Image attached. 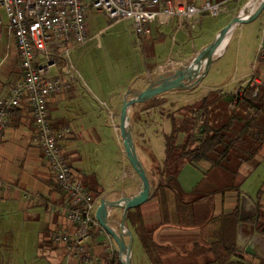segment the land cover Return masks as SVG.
Instances as JSON below:
<instances>
[{
    "label": "crops",
    "instance_id": "0c3cea01",
    "mask_svg": "<svg viewBox=\"0 0 264 264\" xmlns=\"http://www.w3.org/2000/svg\"><path fill=\"white\" fill-rule=\"evenodd\" d=\"M195 1L199 6L202 5L200 3L207 0ZM225 1L227 0H215L214 3ZM260 2V0H247L245 12L251 14L259 7ZM235 9L230 12L226 11L231 15L229 23L235 17L232 15ZM261 16L257 39L251 37L249 31H245L252 23L236 26L229 34L223 50L213 60L207 75L195 86V90L198 91L200 87H203L205 80L209 79L210 81L205 88L206 91L200 94L204 95L202 108L208 111L206 122L211 128L215 127L214 123L216 122H214L213 115H215V119H218L220 110H224V115H220V119L221 117L224 119V124L232 116H236L233 127L235 133H238L244 124L252 123L254 120L258 124L264 123V65H260L258 68L261 84L258 86L256 97H253V89L246 85V79L255 63L261 40L264 18L263 14ZM175 23L180 26L190 24L186 20L174 18L167 21V26ZM152 24L149 25L150 34H152ZM219 30L215 35L221 31ZM10 37L8 36L9 41L5 46H3L4 40L0 45V100L7 98L10 88L24 78L17 44L15 42L13 44ZM177 56L178 59L175 60L174 65L155 67L149 74L146 86L134 93L144 91L153 81L167 75L168 71L186 65L197 55L186 56L184 52H180ZM239 90L243 91V98L235 109H231L230 105L234 95ZM181 91L184 90L181 89ZM82 93L83 87L77 83L73 85L70 93L52 97L49 101V114L53 126L57 129L70 127L74 132V135L60 142L62 151L70 160L75 173L85 187L98 195V205L104 198L117 201L122 197L139 196L142 192V182L135 171L128 174L132 181L131 185L119 188L118 185L122 177L112 178V180L101 179L85 166L83 152L76 146L75 140L81 138L85 139L86 144H100L103 141V132L95 125L96 122L87 125L82 122V109L76 107L75 110H72L74 103H78V100L80 101L82 98ZM134 97V94L128 95L122 99V102ZM245 102L253 104L255 107L250 109ZM158 110V106L142 110L137 105L130 110V116L133 113H138L136 119L132 118V121L134 125L142 128L138 138V144L142 149L150 152L151 156H156L154 149L156 150L158 142L161 141L159 146H162V141L165 143V157L162 162L156 161L154 164H149L147 168L144 167L153 187L151 186L150 200L140 208L134 209L133 219L136 220L139 231L143 233H147L148 230L155 231V236L153 235L155 240L158 236H167V241L160 242L163 244L156 243L159 246L173 249V252L182 259H189V256L183 257L178 253H186L197 246L209 247L214 242L221 240L225 218L237 212L239 220L237 244L240 252L234 261L241 264H263L264 259L261 258V255H264V148L252 161L244 162L237 168L234 181L227 170L220 166H212L209 161L190 163L183 160L172 165L171 167L177 170L176 176L181 188L180 199L190 210V215L186 213L185 220L187 222L192 220L193 225L184 228L167 224L176 223V212H174L173 204H170L171 214L168 219L167 198H162L161 193H165V191L162 192L159 185L162 180L161 173L165 171L167 175L165 136L170 134L167 133V126L171 124L172 127V122L167 123V116L162 113L157 115ZM35 133L31 108L23 103L14 112L8 129L0 139V179L8 185L7 188L0 189V200L8 199L18 203L20 211H31L30 213L28 211V217L40 223V241L46 245L45 255L51 264H60L64 260H67L68 263L81 264L75 259L69 258L64 245L56 244L52 240V234L59 229H66L70 233L73 231L64 215L59 210L51 213L42 202L29 201L25 198L26 193L38 195L41 199L55 203L60 207L68 202L65 194L57 185L42 150L34 143ZM135 138L137 139L134 133ZM188 143V132L181 130L176 135V146L184 147ZM196 145L197 143H195ZM236 154L235 151L231 152L233 161H236ZM107 171L110 172V169ZM165 190L164 196H167V189ZM113 191L119 192L111 194ZM120 213L121 210H116L114 214L111 223L114 230L117 229L116 222ZM250 220H254V223H250ZM128 222L127 219L126 225L129 226L127 229L136 240L138 236L134 235L133 228ZM130 224L132 223L130 222ZM178 235L185 240L181 247L176 244H174L176 246L172 245L173 242H170L169 239ZM255 235H259L261 238H257L252 247L251 242ZM248 248H251L253 253H249ZM88 249L97 258L99 264L100 260L109 262V264H123L124 262L125 252L120 250L115 240L106 231L103 233L94 232ZM212 260L213 256L211 255L199 256L195 259L198 264H207ZM1 264H3L2 260Z\"/></svg>",
    "mask_w": 264,
    "mask_h": 264
},
{
    "label": "rangeland",
    "instance_id": "374dc122",
    "mask_svg": "<svg viewBox=\"0 0 264 264\" xmlns=\"http://www.w3.org/2000/svg\"><path fill=\"white\" fill-rule=\"evenodd\" d=\"M207 1L215 2V0ZM174 2L198 5L195 0H174ZM246 2L247 0H227L223 6L228 12L236 8L232 13L235 17L244 13L249 15L245 12ZM230 16V13L226 12L217 16L203 12L194 27L191 24L180 26L177 23L167 26V22L161 24L157 20L152 24V34L140 37L131 21H114L106 12L98 11L88 4L86 17L89 40L72 47L69 55L64 56L66 60L63 59L60 62V71L63 73L66 72L67 60L70 62L72 71L79 79L75 85L79 83L83 87L82 98L78 100V103H74L72 110L76 107L82 109V122L85 125L96 122L95 125L103 132V141L100 144H86L85 139L81 138L75 140L76 146L83 152L84 164L88 170L96 173L101 179L112 180V178L122 177L119 188L131 185L132 181L128 174L135 170L125 153L123 138L118 129L124 104L122 99L144 88L149 74L155 67L174 65L180 52H184L186 56L199 55L215 40L217 30L220 28L222 30L229 24ZM3 18L7 23L5 15ZM261 20L262 16L251 22L252 24L245 29L254 39L259 36ZM3 32L6 33L3 43L5 46L10 35L6 28ZM10 38L13 44L16 43L13 36ZM203 70H200L199 74ZM209 83V79L205 80L203 87H200L198 91L193 87L189 90H175L158 96L162 104L158 106L157 115L162 113L167 116L169 124L176 119L179 129L182 130L187 127L182 122L186 118L193 119L197 127H201L208 111L202 108L204 95L200 93L206 91L205 88ZM220 115H224V110H220ZM220 115L218 119H215L213 115L214 122L216 121L214 128L224 124V119L222 117L220 119ZM129 117L133 137L134 133L137 137L134 139L135 147L143 166L147 168L149 164H154L156 161L162 162L165 157V143L162 141V146H159L161 141L158 142L156 150L154 149L156 156H151L150 152L148 153L138 144L142 128L134 125L130 113ZM172 127L171 124L167 126V133H171ZM199 137L197 130L196 139L191 142V148L195 146ZM235 164L236 161H232V167ZM108 169L110 172L107 171ZM171 172L176 174L175 168H171ZM18 207V203L8 199L0 200V259L2 263L51 264L45 255L46 245L40 241V223L28 217L30 210L20 211ZM147 233L144 232L145 235L140 238L136 237L133 264H191L195 261L194 256L182 259L170 249L153 250V245L157 244L156 242L163 244L160 242L167 241V236H158V240H155V231L148 230ZM169 239L173 242L172 245L176 244L178 247L185 242L179 235ZM60 264L74 263L64 260Z\"/></svg>",
    "mask_w": 264,
    "mask_h": 264
},
{
    "label": "built area",
    "instance_id": "2783aa9c",
    "mask_svg": "<svg viewBox=\"0 0 264 264\" xmlns=\"http://www.w3.org/2000/svg\"><path fill=\"white\" fill-rule=\"evenodd\" d=\"M88 4L106 12L114 21H131L140 37L148 36L149 25L157 20L164 24L178 18L194 27L203 12L217 16L226 10L224 2L207 1L198 6L176 4L174 0H0V45L4 40L3 29L6 28L16 40L24 72L23 80L10 88L7 98L0 100V139L8 129L14 112L26 103L34 119V143L42 150L68 202L60 207L38 195L26 193L25 198L42 202L51 213L59 210L64 215L73 231L59 229L52 234V240L66 247L70 259L81 264H99L88 249L93 233L105 232L96 219L99 197L85 187L61 149L60 142L74 135L73 130L70 127L55 128L49 114L50 99L70 93L73 85L79 82L70 62L67 60L65 73L60 71V62L69 55L72 47L89 40ZM262 14L264 16V11ZM260 65H264V18L255 63L246 79V85L253 89V97L257 96L261 84L258 75ZM242 98L243 91L239 90L230 108L235 109ZM7 186L0 179V189ZM100 264L109 262L100 260Z\"/></svg>",
    "mask_w": 264,
    "mask_h": 264
},
{
    "label": "trees",
    "instance_id": "16d2710c",
    "mask_svg": "<svg viewBox=\"0 0 264 264\" xmlns=\"http://www.w3.org/2000/svg\"><path fill=\"white\" fill-rule=\"evenodd\" d=\"M160 104L162 103L159 101V97H155L144 103H140L137 106L142 110H146L157 107ZM245 104H247L250 109L255 107L253 104L251 105L248 102H245ZM134 107H136V105ZM203 109L205 110V108ZM258 112L260 113V111ZM137 115L138 113H133L131 118L136 119ZM172 122V132L165 136L167 175L165 171L161 173L160 176L162 180L159 187L161 190H163L162 192L165 191V193V189H167V196H164L165 193H161V195L162 198H167L168 219L169 215L171 214L170 204H173V208L175 209L174 212H176V223L167 224L188 228L193 225L192 220L191 222H187V220H185L186 213L190 215V210L185 207L186 205L180 199L181 188L179 186L176 174L171 172V166L183 160H187L190 163L209 161L212 166H220L227 170L232 175V180L234 181L237 175V168L244 162L252 161L264 148V123L258 124L254 120L252 123L250 122L244 124L240 131L235 133L233 127L236 122V116H232L227 123L217 128L209 127L206 122V117L204 118L202 123L203 125L201 127H197V123L193 122V119L186 118V120H183L182 122L185 126H187L184 129L189 134V143L184 147H178L175 144L176 135L182 129H179V124L177 125L176 119L172 120ZM197 130L200 137L196 140L197 145L194 148H191L190 145L192 144L191 142L196 139L195 133ZM234 151L237 152L236 164L234 167H232L233 159L231 152ZM151 186L153 187L152 183ZM134 211L135 210H132L128 213L127 219L129 221V225H131L133 228L134 235L140 238L145 234L139 231L138 224L136 223V220L133 219ZM130 222L132 224H130ZM249 222L254 223V220H250ZM238 224L239 220L237 217V212H234L230 216H227L224 220V231L221 240L214 242L209 247L202 248L197 246L193 247V249L186 253L178 254L183 257L189 256V258L194 256L195 259H197L199 256H213V260L207 264H241L237 261H234V258H236L240 252L237 244ZM126 226L129 228L128 224ZM164 248L166 247H162L157 244H154L152 247L153 250ZM166 249L173 250L168 247ZM191 264L198 263L194 261Z\"/></svg>",
    "mask_w": 264,
    "mask_h": 264
},
{
    "label": "water",
    "instance_id": "95a60500",
    "mask_svg": "<svg viewBox=\"0 0 264 264\" xmlns=\"http://www.w3.org/2000/svg\"><path fill=\"white\" fill-rule=\"evenodd\" d=\"M263 11L264 0L261 2L259 7L251 14H240L235 17L217 34L215 40L192 61L176 70L168 71L167 75H163L159 79L153 81L144 91L136 94L132 93L135 95V97L124 102L122 111L120 113V125L118 129L120 130L121 136L123 138L125 153L142 182V192L139 196L133 198L122 197L117 201L104 198L102 199L96 212V219L99 224L115 240L120 250L125 252L123 264H133L135 251V237L132 233H130L126 226L127 215L130 211L143 206L150 200L151 197L150 179L137 154L133 132L130 126L129 113L131 108L135 105L144 103L168 92L181 89L189 90L197 86L207 75L209 68L213 63V60L218 55V50L220 49L224 41L228 39L231 31L238 25L249 24L256 21L261 17ZM203 60H209L210 63L199 74L200 70L197 68V65ZM118 192L119 191H113L111 194H117ZM116 210H121V213L119 215L118 221L116 222L117 229L114 230L111 223L113 221ZM257 238H261V236L255 235L251 242L252 247ZM251 250V248H248L249 253H253V251ZM261 258L264 259V255H261Z\"/></svg>",
    "mask_w": 264,
    "mask_h": 264
},
{
    "label": "bare ground",
    "instance_id": "6f19581e",
    "mask_svg": "<svg viewBox=\"0 0 264 264\" xmlns=\"http://www.w3.org/2000/svg\"><path fill=\"white\" fill-rule=\"evenodd\" d=\"M258 3V2H257ZM227 42V39L226 41H224V43L222 44V46L220 47V49L218 50V54H220V52L223 50L225 44ZM210 61L209 60H203L202 62H200L198 65H197V68L199 70H202V69H205L208 65H209Z\"/></svg>",
    "mask_w": 264,
    "mask_h": 264
}]
</instances>
